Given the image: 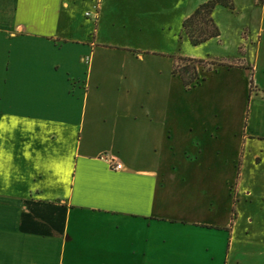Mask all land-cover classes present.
I'll list each match as a JSON object with an SVG mask.
<instances>
[{
  "label": "crops",
  "instance_id": "1",
  "mask_svg": "<svg viewBox=\"0 0 264 264\" xmlns=\"http://www.w3.org/2000/svg\"><path fill=\"white\" fill-rule=\"evenodd\" d=\"M208 1L0 0V264H264L231 196L257 67L173 72Z\"/></svg>",
  "mask_w": 264,
  "mask_h": 264
},
{
  "label": "rangeland",
  "instance_id": "2",
  "mask_svg": "<svg viewBox=\"0 0 264 264\" xmlns=\"http://www.w3.org/2000/svg\"><path fill=\"white\" fill-rule=\"evenodd\" d=\"M233 1L234 11L221 8L217 13V18H214L221 32L219 44L211 45L210 43L198 47V49H195L197 47L192 48L188 43H185V46L187 51L198 50L197 52L203 55V58L211 55L205 68H200L206 73H208L209 67H213L210 63L215 61L216 55H219V59L222 56H229L230 60H248L252 66L257 67V71L249 78V83L253 82V89L251 90L249 87V94L243 101H238L237 96L234 100L235 118L239 112L245 111L241 123V133L243 134L241 136H245L246 140L243 146H238L235 140L232 150L234 181L231 196L234 199L233 210L236 218L239 216L234 239L236 241L245 239V234L249 232L247 231L246 217L251 212L258 211L259 214L253 213L256 216V230L252 229L249 232V238L264 241V96H257L256 92L258 89L264 90L262 70L264 68V0ZM180 37L182 38V35ZM180 37L179 39H181ZM178 47L179 49L183 48L180 44ZM247 127L249 132H246ZM257 155L260 162L258 167H255ZM241 164L244 165L245 177L238 188L237 181L241 177L238 174V169ZM256 176L257 179L253 180ZM248 188L251 189L252 195L247 197L244 193Z\"/></svg>",
  "mask_w": 264,
  "mask_h": 264
},
{
  "label": "trees",
  "instance_id": "3",
  "mask_svg": "<svg viewBox=\"0 0 264 264\" xmlns=\"http://www.w3.org/2000/svg\"><path fill=\"white\" fill-rule=\"evenodd\" d=\"M217 6L227 8L231 11L235 10L233 0H210L200 5L184 22L182 25V32L192 46H199L212 39L219 38L221 35L220 29L214 21L213 11ZM181 38V37H180ZM242 51V48H240ZM218 62L213 61L207 72L216 71L217 67L224 66L230 68H243L244 65L240 62ZM208 62L202 59L193 58H177L174 66V74L179 75L187 89H191L198 85L205 78H201L198 74L199 68H205ZM251 90L253 89V82H250Z\"/></svg>",
  "mask_w": 264,
  "mask_h": 264
},
{
  "label": "built area",
  "instance_id": "4",
  "mask_svg": "<svg viewBox=\"0 0 264 264\" xmlns=\"http://www.w3.org/2000/svg\"><path fill=\"white\" fill-rule=\"evenodd\" d=\"M88 61V60H87ZM111 167L114 169V170H121L122 169V165L121 164H114L113 161H111L110 163Z\"/></svg>",
  "mask_w": 264,
  "mask_h": 264
}]
</instances>
